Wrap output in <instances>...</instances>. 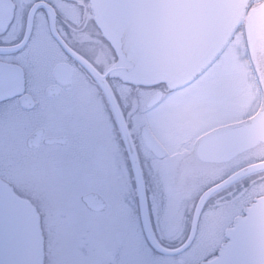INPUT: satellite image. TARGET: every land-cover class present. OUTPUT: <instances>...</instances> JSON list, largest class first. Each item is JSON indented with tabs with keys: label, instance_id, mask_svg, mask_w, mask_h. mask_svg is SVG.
Here are the masks:
<instances>
[{
	"label": "clouds",
	"instance_id": "1",
	"mask_svg": "<svg viewBox=\"0 0 264 264\" xmlns=\"http://www.w3.org/2000/svg\"><path fill=\"white\" fill-rule=\"evenodd\" d=\"M26 10L0 32L20 86L0 98L19 237L4 264H124L129 249L135 264H211L226 245L232 264H264V0Z\"/></svg>",
	"mask_w": 264,
	"mask_h": 264
},
{
	"label": "flooded vegetation",
	"instance_id": "2",
	"mask_svg": "<svg viewBox=\"0 0 264 264\" xmlns=\"http://www.w3.org/2000/svg\"><path fill=\"white\" fill-rule=\"evenodd\" d=\"M26 4L27 0H0V32L6 30L8 33H14L21 24L28 25L29 13L26 10ZM258 39L264 44V34L258 36ZM35 55L37 59H41L43 53L37 50ZM57 71L65 73L68 69L59 68ZM19 90V69L12 65L5 66L0 64V98H2L5 92L15 94ZM28 101L29 98L25 97V102ZM128 168L135 178L131 156L128 159ZM144 178H147L146 172L144 173ZM149 208H151V203H149ZM208 259L211 261V264H232L234 260L233 248L226 245L217 250Z\"/></svg>",
	"mask_w": 264,
	"mask_h": 264
},
{
	"label": "water",
	"instance_id": "3",
	"mask_svg": "<svg viewBox=\"0 0 264 264\" xmlns=\"http://www.w3.org/2000/svg\"><path fill=\"white\" fill-rule=\"evenodd\" d=\"M134 171L136 176L139 168L137 167ZM5 197L8 201L7 207L2 203ZM16 202L17 200L13 194V190L10 187L0 184V264H4L5 259L12 260L19 247V237L12 224Z\"/></svg>",
	"mask_w": 264,
	"mask_h": 264
},
{
	"label": "rangeland",
	"instance_id": "4",
	"mask_svg": "<svg viewBox=\"0 0 264 264\" xmlns=\"http://www.w3.org/2000/svg\"><path fill=\"white\" fill-rule=\"evenodd\" d=\"M137 253L134 250H127L124 254H123V260H124V264H135L136 260H137Z\"/></svg>",
	"mask_w": 264,
	"mask_h": 264
}]
</instances>
